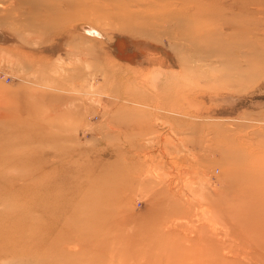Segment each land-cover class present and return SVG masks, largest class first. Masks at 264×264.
Returning a JSON list of instances; mask_svg holds the SVG:
<instances>
[{
    "label": "rangeland",
    "instance_id": "374dc122",
    "mask_svg": "<svg viewBox=\"0 0 264 264\" xmlns=\"http://www.w3.org/2000/svg\"><path fill=\"white\" fill-rule=\"evenodd\" d=\"M0 254L264 264V0H0Z\"/></svg>",
    "mask_w": 264,
    "mask_h": 264
},
{
    "label": "bare ground",
    "instance_id": "6f19581e",
    "mask_svg": "<svg viewBox=\"0 0 264 264\" xmlns=\"http://www.w3.org/2000/svg\"><path fill=\"white\" fill-rule=\"evenodd\" d=\"M8 219V218H7ZM13 221V220H12ZM53 231V230H52ZM11 233V232H10ZM3 234V233H2ZM5 235V234H4ZM14 235H16V234H14ZM12 237V236H11ZM21 237V236H20ZM16 239V238H15ZM14 239V240H15ZM18 239V238H17ZM21 239V238H20ZM45 239V238H44ZM8 241V240H7ZM13 241V240H12ZM14 242V241H13ZM35 242V245H39L38 244V242L37 241H34ZM21 245H23V244H20L19 246H21ZM23 247V246H22ZM32 247V246H31ZM0 256H3V254H0Z\"/></svg>",
    "mask_w": 264,
    "mask_h": 264
}]
</instances>
